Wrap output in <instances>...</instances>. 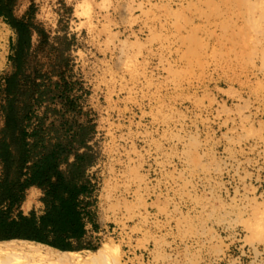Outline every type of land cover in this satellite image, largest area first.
Wrapping results in <instances>:
<instances>
[{"label": "rangeland", "instance_id": "obj_1", "mask_svg": "<svg viewBox=\"0 0 264 264\" xmlns=\"http://www.w3.org/2000/svg\"><path fill=\"white\" fill-rule=\"evenodd\" d=\"M31 7L18 54L0 17V75L15 54L36 154L87 153L97 221L83 243L96 249L75 252L264 264V0H17L14 12Z\"/></svg>", "mask_w": 264, "mask_h": 264}, {"label": "trees", "instance_id": "obj_2", "mask_svg": "<svg viewBox=\"0 0 264 264\" xmlns=\"http://www.w3.org/2000/svg\"><path fill=\"white\" fill-rule=\"evenodd\" d=\"M16 2L0 0V15L16 31L17 38L12 47L18 54L24 46H31L34 26L29 20L32 7L19 17L14 12ZM14 55H11L13 71L0 75V117L3 121L0 158L5 172V177L0 180V242L27 238L57 247L84 262L99 257L97 250L90 251L85 255L87 257L75 252L96 249L91 242L81 241L86 233V222L95 225L89 208L91 201L84 203L81 198L82 194L92 196L93 192L92 180L85 177L86 167L90 166L89 162L86 163L87 153H72L75 161L69 165L68 176L59 168L60 162L71 156L67 146L57 144L50 152L35 153L44 139L38 128L30 129L26 122L30 118V106H18V86L24 77L21 73L23 65L15 61ZM31 91V98L39 101L43 91L38 88ZM11 145L16 149V154L11 150ZM29 158L37 159L27 164ZM29 185L45 189L42 200L46 208L41 214L35 211L24 214L14 210L15 205L24 200Z\"/></svg>", "mask_w": 264, "mask_h": 264}, {"label": "bare ground", "instance_id": "obj_3", "mask_svg": "<svg viewBox=\"0 0 264 264\" xmlns=\"http://www.w3.org/2000/svg\"><path fill=\"white\" fill-rule=\"evenodd\" d=\"M31 200L32 194L29 193L23 202L25 209L29 207ZM2 255H21L29 260L48 264H87L77 256L64 250L27 238L0 242V256Z\"/></svg>", "mask_w": 264, "mask_h": 264}, {"label": "crops", "instance_id": "obj_4", "mask_svg": "<svg viewBox=\"0 0 264 264\" xmlns=\"http://www.w3.org/2000/svg\"><path fill=\"white\" fill-rule=\"evenodd\" d=\"M0 17H3V16L0 15ZM9 28L11 30L10 39H11L12 44H13L14 42H16V34L14 32L15 30L10 25H9ZM2 127H3V122H0V129ZM10 148L13 151V153L16 154V149L14 148V146L11 145ZM35 159H37V158H29V161L27 162V164H32ZM74 161H75V158L73 155H71L69 158H67L66 161L62 160L60 162L59 168L65 173L66 176L69 175L70 163H72ZM3 167H4V164L0 158V180L5 177V172L3 170ZM85 177L91 179L90 174H89V165L86 167ZM28 192H30L32 194V200L30 202L29 207L27 209H25L23 207V202L26 199V197L28 196ZM44 195H45V189L44 188H42L38 185H29L26 188L24 200H22L19 205H15V207H14L15 212L22 211L24 214H29L31 211H35L37 214L43 213L45 208H46V204L42 200ZM81 198L83 199V202L86 203L88 201H91L92 196H89L88 193H85V194L81 195ZM89 208L92 211L93 220H94V222H96L97 219H96V214L94 211V205H92V202H90ZM92 226H93V223H91L90 221L86 222V225H85L86 233L81 238V241H85V239L88 237L89 227H92ZM14 239H18V238H14ZM10 240H13V239H10Z\"/></svg>", "mask_w": 264, "mask_h": 264}]
</instances>
